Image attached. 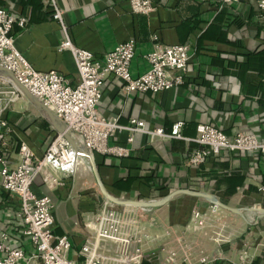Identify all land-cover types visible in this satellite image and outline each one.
I'll use <instances>...</instances> for the list:
<instances>
[{
  "label": "crops",
  "instance_id": "1",
  "mask_svg": "<svg viewBox=\"0 0 264 264\" xmlns=\"http://www.w3.org/2000/svg\"><path fill=\"white\" fill-rule=\"evenodd\" d=\"M258 1L152 0L155 9L144 15L133 13L128 0H55L60 19L54 18L47 0H0V7L26 20L23 28L12 30L14 45L22 56L38 71L55 70L70 85L78 82L79 75L72 54L58 49L66 34L73 44L97 58L133 39L135 51L129 65L133 78L148 70L146 54L156 42L188 46L183 81L169 90L127 93L123 81L110 74L96 105L102 116L116 118L123 126L133 118L143 121L146 130L163 128L166 132L182 122L181 135L189 139L195 137L198 124H209L227 135L240 132L264 140V9ZM7 100L14 103L11 107L21 105L12 110ZM33 106L27 98L0 94V109L4 108L3 118L10 127L6 154L12 167L18 162L21 142L40 157L59 133ZM130 136L132 140L128 141ZM108 143L129 149L126 156L92 155L102 183L114 196L155 200L176 189L212 194L215 189L232 207L264 205V161L254 151L232 154L213 166H192L188 158L197 148L192 140H151L148 134L121 130ZM79 151L76 172L62 175L60 185L49 188L40 175L32 185L37 195L51 197L53 232L68 237L71 257H76L80 246L91 239L88 216L105 208L118 213L124 223L136 213H144L146 220L161 222L162 218L166 229L179 231L174 235L179 248L144 249V260L149 264H242L243 253L249 264H264V218L249 224L244 214L187 195L175 196L164 204L166 209L164 205L148 207L150 211L100 201L89 160L84 150ZM210 175L217 181L210 180ZM194 208L206 214L207 222L203 229L190 233L195 243L187 246L182 238ZM17 209V198L0 186V239L5 232V242L11 247L30 248L20 235Z\"/></svg>",
  "mask_w": 264,
  "mask_h": 264
},
{
  "label": "built area",
  "instance_id": "2",
  "mask_svg": "<svg viewBox=\"0 0 264 264\" xmlns=\"http://www.w3.org/2000/svg\"><path fill=\"white\" fill-rule=\"evenodd\" d=\"M47 2L53 8L54 18L60 19V10L55 0ZM128 3L131 11L136 14L146 15L155 9L152 0H128ZM258 6L264 9V0H259ZM25 22L23 16H15L0 7V68L9 70L42 106L63 122L75 146L58 133L44 154L37 157L25 142H21L17 150L18 162L12 167L6 154L10 127L3 118L4 108L0 109V186L17 198L16 217L20 222V235L30 246L11 247L5 242L7 234L1 233L0 264H143L145 254L142 246L148 236L125 233L121 216L105 208L88 216L86 226L91 232V239L80 246L75 253L76 257H71L72 247L68 237L53 232L54 204L51 197L46 194L37 195L32 188L38 175L49 188L60 185L62 175H73L81 160L80 148L91 155H128L129 149L125 146L108 143L117 131H139L148 134L151 140H192L199 145L188 158L192 166L205 163L222 149L258 152L264 160V140L254 134L237 132L227 135L209 124H198L195 137L189 139L181 135L182 122L173 124L169 132L163 128L146 130L143 121L132 118L128 126H123L116 118H106L98 113L96 105L102 95L103 83L110 74L123 81V90L127 93H157L181 84L189 60L186 44L165 45L156 42L146 54L150 65L148 70L133 78L129 71L135 51L133 39L117 44L103 58H97L90 51L73 44L65 33L58 49L72 54L79 75L78 82L70 85L55 70H36L16 49L12 30L14 27L23 28ZM0 94L10 95L11 98L21 95L9 80L1 77ZM131 140L130 136L128 141ZM206 222V214L194 208L187 228L199 231L206 226ZM173 256L174 253L171 254ZM240 259L242 264L250 263L245 253ZM205 261L203 258L202 262Z\"/></svg>",
  "mask_w": 264,
  "mask_h": 264
},
{
  "label": "water",
  "instance_id": "3",
  "mask_svg": "<svg viewBox=\"0 0 264 264\" xmlns=\"http://www.w3.org/2000/svg\"><path fill=\"white\" fill-rule=\"evenodd\" d=\"M0 77L9 80L15 88L23 95L25 96L36 108L48 119V121L51 123V125L73 145L75 146V142L70 138L69 134L67 133L65 126L63 122L57 118L52 112H50L48 109H46L44 106L41 105V103L23 86L21 85L13 76V74L4 68H0ZM85 156L88 158L90 163V168L92 171V174L96 180V183L99 187V200L100 201H107L111 202L115 205H121V206H134V207H140V208H148V207H159L167 202H169L172 198H174L177 195H187L191 197H197L202 198L205 201H207L209 204L220 207L224 210H227L231 213L243 216L244 210H251L258 212V219L264 217V208H240V207H232L229 205H226L222 203L214 194L200 191V190H191V189H176L162 198L155 199V200H142V199H130V198H120L117 196H114L113 194L109 193L108 190L105 188L104 184L101 181V178L98 174L96 164L94 162L93 156L89 152H84Z\"/></svg>",
  "mask_w": 264,
  "mask_h": 264
},
{
  "label": "rangeland",
  "instance_id": "4",
  "mask_svg": "<svg viewBox=\"0 0 264 264\" xmlns=\"http://www.w3.org/2000/svg\"><path fill=\"white\" fill-rule=\"evenodd\" d=\"M20 97H23V100L26 98L22 94L20 95ZM5 103L9 107H11V105L14 104V103H12V100L11 101L10 100H7ZM20 105H21V102L19 104H17L16 106H12L11 108L13 110L14 108H19ZM31 108H33L34 110H37V109H35L34 106L31 107ZM88 168H89V170L91 172L90 165H88ZM94 188H95L96 193L100 196L99 187H98L97 183L94 185ZM143 200H147V199H143ZM105 202H107V201H105ZM107 203L113 205V203H111V202H107ZM166 205H164L163 208ZM247 208H264V205H253L252 204L251 206H249ZM165 209H166V207H165ZM144 210L150 211V208H146ZM243 214L246 217V219L249 222V224L256 223V220L258 218L257 217L258 216V212L251 211V210H245L243 212ZM143 215H144V213L143 214H137L136 213V215L134 217L128 218L127 219V222L124 223V228H123V230L124 231L126 230V232L129 233V234H132V233H134V234L135 233L136 234L142 233V234L148 236V238L145 240V243L142 246L143 249H153L155 247H158V248H166V249L167 248L168 249H171L172 248L171 250H173L174 248H179L178 239L176 240V237H174V235L175 234L177 235L179 231H176L175 230L173 232V231H169L170 230L169 228L166 229L165 226H164V224L162 225V222L164 221L162 218H160L161 222H158L156 220L149 221V220H146L143 217ZM164 218H166V217H164ZM166 230L169 231V234H165V231ZM184 231H185L186 236L184 238H182V239L186 241L187 246H189V245L190 246H194L195 239H192L190 237L191 236L190 233L195 232V231H193L191 229V227L190 228H187V230H184ZM191 240H192V242H191ZM261 242L264 243L263 240H261ZM175 251L176 250H174V252Z\"/></svg>",
  "mask_w": 264,
  "mask_h": 264
},
{
  "label": "trees",
  "instance_id": "5",
  "mask_svg": "<svg viewBox=\"0 0 264 264\" xmlns=\"http://www.w3.org/2000/svg\"><path fill=\"white\" fill-rule=\"evenodd\" d=\"M197 148H199V145L197 144V146H196ZM221 152V151H220ZM218 153L217 155H212V156H210L206 161H205V163H209L211 166H213V165H216V164H221V162L223 163L224 161H226L230 156H232V154H235V153H244V154H248L249 152H231V151H228V150H226L225 152L223 151V153ZM257 154H259L258 152H256ZM224 157V160H222V158ZM261 157V156H260ZM262 159V158H261ZM263 160V159H262ZM264 161V160H263ZM211 176V175H210ZM213 178H215V177H213V176H211L210 177V180H213ZM216 179V181H217V178H215ZM215 181V180H214ZM263 185H264V181H263ZM191 190H197V189H191ZM213 193L216 195V196H218V198H219V200L222 202V203H224V204H226V205H228L229 203H228V200H226L225 198H223L222 196H219V192L218 191H216L215 189H213ZM164 195V194H163ZM162 195V196H163ZM162 196H160V197H162ZM160 197H158V199L160 198ZM148 199H153V198H148ZM156 199V198H155ZM256 262H257V260H256ZM143 264H149L148 263V261H146V260H144V262H143Z\"/></svg>",
  "mask_w": 264,
  "mask_h": 264
}]
</instances>
